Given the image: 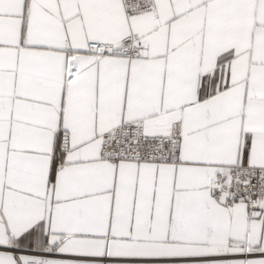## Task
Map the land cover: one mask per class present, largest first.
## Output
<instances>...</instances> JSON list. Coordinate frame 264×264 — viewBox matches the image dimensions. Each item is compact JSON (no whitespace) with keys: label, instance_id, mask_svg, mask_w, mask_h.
Masks as SVG:
<instances>
[{"label":"snow or ice","instance_id":"1","mask_svg":"<svg viewBox=\"0 0 264 264\" xmlns=\"http://www.w3.org/2000/svg\"><path fill=\"white\" fill-rule=\"evenodd\" d=\"M0 264H264V0H0Z\"/></svg>","mask_w":264,"mask_h":264}]
</instances>
